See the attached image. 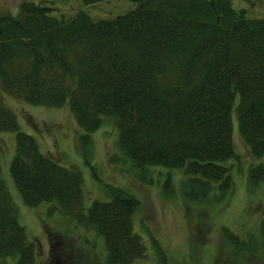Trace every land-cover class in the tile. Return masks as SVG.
Returning a JSON list of instances; mask_svg holds the SVG:
<instances>
[{
  "label": "trees",
  "instance_id": "trees-1",
  "mask_svg": "<svg viewBox=\"0 0 264 264\" xmlns=\"http://www.w3.org/2000/svg\"><path fill=\"white\" fill-rule=\"evenodd\" d=\"M131 1L133 9L112 19L94 20L85 7L58 18L33 1L0 13V132L15 133L9 173L27 206L49 203L100 235L105 264L146 255L133 228L140 200L108 185V201L85 207L81 171L41 151L5 94L67 105L82 144L111 121L119 155L138 169H182L189 200L212 192L221 199L232 189L234 116L250 153L264 155V17H250L232 0ZM248 179L264 180V166L255 164ZM259 232L264 252V217ZM223 236L240 242L228 228ZM35 251L0 177V260L34 264Z\"/></svg>",
  "mask_w": 264,
  "mask_h": 264
},
{
  "label": "rangeland",
  "instance_id": "rangeland-1",
  "mask_svg": "<svg viewBox=\"0 0 264 264\" xmlns=\"http://www.w3.org/2000/svg\"><path fill=\"white\" fill-rule=\"evenodd\" d=\"M50 7L64 19L85 7L92 19H112L134 8L131 0H104L88 6L83 0H0V13H16L21 2ZM250 17H264V0H232ZM5 103L16 113L21 130L38 141L41 151L65 167H77L83 177L84 205L108 201L106 186L123 188L140 200L134 231L141 235L146 255L134 264H264L259 226L264 217V180L252 184L249 170L264 166V155L255 158L241 139L233 117L236 159L228 161L232 189L223 198L210 193L206 200L185 197L182 169L153 166L138 169L117 150V130L111 121L90 134L82 144V129L67 105H31L9 94ZM15 153V133L0 132V177L15 203L18 221L35 245L34 264H105L103 238L71 216L46 202L27 206L9 173ZM168 181V182H167ZM167 182V184H166ZM167 185V187H165ZM225 228L238 237L230 245ZM7 258L0 264H15Z\"/></svg>",
  "mask_w": 264,
  "mask_h": 264
}]
</instances>
